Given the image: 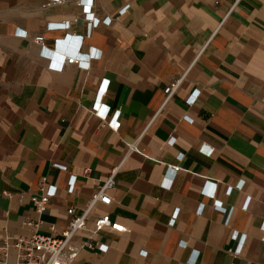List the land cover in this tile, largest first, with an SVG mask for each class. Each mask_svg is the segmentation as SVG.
Wrapping results in <instances>:
<instances>
[{
  "label": "crops",
  "instance_id": "0c3cea01",
  "mask_svg": "<svg viewBox=\"0 0 264 264\" xmlns=\"http://www.w3.org/2000/svg\"><path fill=\"white\" fill-rule=\"evenodd\" d=\"M45 3L0 0V238L60 234L115 172L87 227L107 215L124 232L103 229L93 238L108 252L72 264H264V0H92L90 14L81 0ZM36 35L59 52L80 36L79 52L98 56L61 69ZM102 80L116 131L91 111ZM40 178L57 192L38 215Z\"/></svg>",
  "mask_w": 264,
  "mask_h": 264
},
{
  "label": "built area",
  "instance_id": "2783aa9c",
  "mask_svg": "<svg viewBox=\"0 0 264 264\" xmlns=\"http://www.w3.org/2000/svg\"><path fill=\"white\" fill-rule=\"evenodd\" d=\"M65 0H46V3L42 8L49 6L50 4H60ZM82 9L87 14H90V9L92 5V0H81ZM125 10L121 11L123 13ZM88 19L87 24L89 30L96 28L99 25V19L91 16L86 17ZM70 23L61 22L59 24L60 28L68 29ZM25 34H23L24 36ZM32 41L40 47V54L47 58V60L60 59V68L62 69L65 65H74L77 68L88 70L90 67V62L98 56V52L93 49L88 54H82L79 52L80 49V36H67L66 42L75 44V51H49L44 44V39L41 35H36L32 38ZM58 47L63 45V42L58 41L56 43ZM179 81H174L165 89L166 99H169L173 92L177 90ZM108 81L102 80L100 88L98 89V95L96 96L94 103L92 104V113L98 115L102 121H105L110 130L116 131L120 126V120L118 116L120 110L114 111V113L108 116V107L103 105L102 97L107 92ZM195 96L191 95L187 100L188 104H193L195 101ZM128 151H137L136 143L128 146ZM181 159V156H179ZM52 167L59 169L62 172H65L66 167L60 164H52ZM180 170V166H168L167 174L172 175V179L175 174ZM89 170H86L85 174H88ZM114 175L115 172L105 179L97 189V193L94 195L90 201L87 202L85 209L82 214L76 216L74 214V208L70 207L67 209L66 213L70 216V220L67 222L66 228L60 231L61 233L56 235L55 233L43 234L35 232L32 236L28 238L24 237H10L4 236L0 238V264H72L73 261L77 258L79 252L83 249H87L95 253H107L109 247L105 244L97 241L93 236H97L99 232L103 229H110L111 231L124 232L123 226L119 225L117 222H112L110 217L107 215L99 216L93 220L91 228L87 227V214L89 211L97 204L98 201L105 203H111V199L106 195V192L115 185L114 184ZM172 179L169 180V187L172 185ZM76 176L70 174L67 181V192L72 193L75 187ZM207 184H209L207 182ZM36 186L38 188L39 194L35 195L31 202L35 211L40 215L46 209V206L49 203L50 198L54 197L57 192V186L49 184L47 185L44 179H38ZM211 190L207 192V195L213 198L215 193L216 184L210 183ZM221 209L219 206H214ZM201 210V207H199ZM177 215V210L173 212L172 218L169 224H173ZM262 230L264 231V224L261 225ZM85 231L88 233V238L83 240L82 243L78 246L71 245L74 241L77 233L79 231ZM233 237L237 236V233L232 234ZM243 240V236L241 237ZM145 254V253H143ZM12 256V258H11Z\"/></svg>",
  "mask_w": 264,
  "mask_h": 264
}]
</instances>
